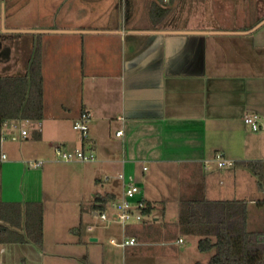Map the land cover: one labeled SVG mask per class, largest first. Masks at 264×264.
Returning a JSON list of instances; mask_svg holds the SVG:
<instances>
[{"label": "crops", "instance_id": "1", "mask_svg": "<svg viewBox=\"0 0 264 264\" xmlns=\"http://www.w3.org/2000/svg\"><path fill=\"white\" fill-rule=\"evenodd\" d=\"M36 45L43 119L2 128L0 201L41 203L43 243L0 244V264H88L87 242L120 229L98 227L89 208L106 198L110 214L129 182L155 208L123 264H188L174 226L182 199L243 200L249 229L264 224L255 178L212 163L216 153L264 163V0H0V76L25 74ZM83 111L90 127L81 140L72 125ZM249 114L258 131L244 125ZM55 143L95 160L60 161ZM17 164L13 198L6 178Z\"/></svg>", "mask_w": 264, "mask_h": 264}, {"label": "trees", "instance_id": "2", "mask_svg": "<svg viewBox=\"0 0 264 264\" xmlns=\"http://www.w3.org/2000/svg\"><path fill=\"white\" fill-rule=\"evenodd\" d=\"M167 13V12H166ZM43 119V78L40 46H34L23 75L0 76V136L8 121H41ZM1 144V143H0ZM249 172L258 188L264 189V163L244 161L234 164ZM233 167V168H234ZM90 211L107 210L108 199L97 198ZM147 205L142 211L140 228L129 225L126 236L136 241L152 223L147 218L155 208ZM264 206V200L255 203ZM249 203L243 200H208L202 196L179 202L175 223L177 236L196 237L197 250L209 254L207 262L194 264H264V224L250 230ZM80 230V226L75 228ZM140 239V238H138ZM32 244L42 249L43 207L39 202L7 203L0 201V244ZM87 264V263H83Z\"/></svg>", "mask_w": 264, "mask_h": 264}, {"label": "built area", "instance_id": "3", "mask_svg": "<svg viewBox=\"0 0 264 264\" xmlns=\"http://www.w3.org/2000/svg\"><path fill=\"white\" fill-rule=\"evenodd\" d=\"M168 2L169 0H163ZM243 123L252 131H258L260 129L259 117L257 114H249L243 117ZM90 127V114L87 111H83L79 117L74 121L72 129L75 133L80 136L81 140H84L89 131ZM122 131H118L116 136H120ZM20 135L22 137L26 136V131L20 129ZM4 140L3 132H1L0 143ZM55 156L58 160L64 162H92L95 160V156L92 152H86L83 149H76L73 151H67L64 149L63 145L60 143H55L52 146ZM4 154L0 155V161L5 160ZM212 163L218 169H232L235 162L224 158L220 153H216L212 158ZM42 161H30L29 166L37 168L42 166ZM145 170V168H144ZM122 179V177H120ZM147 203L140 197V189L137 185L132 182L127 183L123 189L119 198L111 201L108 209L110 208L111 214L105 212L96 213V217L100 222L98 227L108 228L110 225L119 226V237H111L109 239V244L121 249H126L127 247L136 246L138 243L133 237L126 236V228L129 225L140 223L143 219L142 211L146 207ZM91 230V227H89ZM179 243L182 240L178 241Z\"/></svg>", "mask_w": 264, "mask_h": 264}, {"label": "rangeland", "instance_id": "4", "mask_svg": "<svg viewBox=\"0 0 264 264\" xmlns=\"http://www.w3.org/2000/svg\"><path fill=\"white\" fill-rule=\"evenodd\" d=\"M25 128L27 130L29 129L27 126ZM16 145H18V143L13 144V146H15V147H16ZM13 146H11V147H13ZM6 147H8V145H6L5 148ZM26 169H27V167H26ZM15 171H16L15 174L8 175L6 178V181H8L10 183L9 185H7L8 186L7 192L9 194H13L12 196H15L13 198H18L15 195L16 192H15L14 188L12 191L9 190V189H12V187L14 186V183H12L14 181V179L15 178L17 179L21 176L22 170L20 168V165H18V164L16 165ZM28 176L29 175H27L24 179H19L18 184L20 185V190L22 189L20 193H22V192L25 193V187L27 185ZM4 177H5V175H4ZM4 177L2 175V180ZM20 197H21V194H20ZM15 200H18V199H15ZM22 204H24V202H22ZM75 210H76V208L70 209V211H75ZM46 216H47V214H46ZM147 218H146L147 220H151V219H149L150 217H147ZM116 226L110 225L108 228H105L106 229L105 231H111L112 229L116 228ZM118 229H119V227H118ZM95 231H97V230L94 229V232ZM113 235L115 237L117 234H115V232H114ZM107 239H108V236L105 239H102L101 241H99V243H97V244H92V243L87 242L89 245V252H90V257H89L88 261L86 260L88 262V264H91V262H93L94 264H123V262L125 260L124 250H122L121 248H117V247L110 245L109 242H107ZM183 239H184V244L181 245L180 248L187 249L185 262H187L188 264L192 263V262H197V261L202 262V260H204L206 255L203 253L199 254L200 252L196 251V247L194 245V240H196L195 237H184ZM83 250H85V248H83ZM103 259H104V262H103ZM82 260L83 259H77L74 262V264H82V262H83ZM149 261H150V259L145 260L144 264H147L146 262H149ZM182 261H183V258L180 260V262H182ZM151 262L152 261H150L149 263H151Z\"/></svg>", "mask_w": 264, "mask_h": 264}, {"label": "water", "instance_id": "5", "mask_svg": "<svg viewBox=\"0 0 264 264\" xmlns=\"http://www.w3.org/2000/svg\"><path fill=\"white\" fill-rule=\"evenodd\" d=\"M19 32H32V31H19ZM92 240H95V239H92Z\"/></svg>", "mask_w": 264, "mask_h": 264}]
</instances>
